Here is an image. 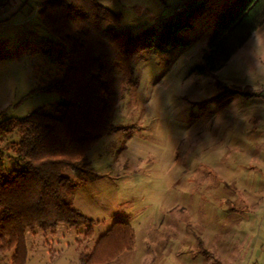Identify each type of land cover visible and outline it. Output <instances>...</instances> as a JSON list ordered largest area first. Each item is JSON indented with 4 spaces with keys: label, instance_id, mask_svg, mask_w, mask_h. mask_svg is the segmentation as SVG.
<instances>
[{
    "label": "rangeland",
    "instance_id": "374dc122",
    "mask_svg": "<svg viewBox=\"0 0 264 264\" xmlns=\"http://www.w3.org/2000/svg\"><path fill=\"white\" fill-rule=\"evenodd\" d=\"M95 1L119 14V29L132 34L145 27L160 34L166 21L199 5L202 10L178 35L187 45L151 51L133 65L112 119L126 130L91 147L81 178L63 171L78 183L74 207L92 224L27 230L25 264H81L116 221L130 225L134 247L109 264H264V97L232 93L264 94V40L253 55H237L200 75L214 21L234 0ZM5 6L0 121L39 108L55 115L60 96L38 88L59 79L63 68L36 48L56 41L37 14L39 1ZM257 35L264 39V27ZM223 92L227 99L210 101ZM18 135L0 141L5 171L15 168L10 145ZM11 256L0 253V264H11Z\"/></svg>",
    "mask_w": 264,
    "mask_h": 264
},
{
    "label": "trees",
    "instance_id": "16d2710c",
    "mask_svg": "<svg viewBox=\"0 0 264 264\" xmlns=\"http://www.w3.org/2000/svg\"><path fill=\"white\" fill-rule=\"evenodd\" d=\"M38 1L41 23L56 41L39 42L36 48L63 68L59 79L38 90L58 94L61 102L55 115L39 108L23 118L0 121V141L15 131L19 134L18 142L10 145L14 169L4 170L0 151V253L12 251L11 264L26 263L27 230L92 224L75 209L78 183L63 171L81 178L83 160L91 147L111 132L126 130L114 126L112 119L127 92L133 65L151 51L166 53L187 45L178 35L192 28L202 10L199 5L166 21L160 34L153 27L132 34L119 29V14L95 0ZM8 2L0 0V8ZM263 25L264 0H234L216 17L197 73L213 74L223 68ZM224 93L210 101L223 100ZM232 93L264 97L252 90ZM91 232L89 228L90 236ZM133 247L132 228L116 221L81 264H109Z\"/></svg>",
    "mask_w": 264,
    "mask_h": 264
},
{
    "label": "crops",
    "instance_id": "0c3cea01",
    "mask_svg": "<svg viewBox=\"0 0 264 264\" xmlns=\"http://www.w3.org/2000/svg\"><path fill=\"white\" fill-rule=\"evenodd\" d=\"M6 7V6H5ZM2 7V8H5ZM1 9V8H0ZM264 27V25L257 30L255 33H253L249 39L247 40V42L243 45V47H241L231 58L235 57V56H239V55H244V57H246V55H253L251 51L253 48H255V46L257 45V42H262L264 39L262 36L257 35V33ZM255 56V55H254ZM243 57V56H242ZM251 57V56H250ZM227 99V98H225ZM224 99V100H225ZM76 203V194L74 193V201H73V205ZM76 210H78L79 212H82V210L78 209L75 207ZM84 215V214H83ZM85 216V215H84ZM86 217V216H85Z\"/></svg>",
    "mask_w": 264,
    "mask_h": 264
},
{
    "label": "built area",
    "instance_id": "2783aa9c",
    "mask_svg": "<svg viewBox=\"0 0 264 264\" xmlns=\"http://www.w3.org/2000/svg\"><path fill=\"white\" fill-rule=\"evenodd\" d=\"M177 10H179V8H177Z\"/></svg>",
    "mask_w": 264,
    "mask_h": 264
}]
</instances>
